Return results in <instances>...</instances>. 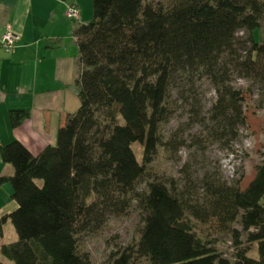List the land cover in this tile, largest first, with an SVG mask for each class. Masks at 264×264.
Returning a JSON list of instances; mask_svg holds the SVG:
<instances>
[{
    "label": "trees",
    "instance_id": "16d2710c",
    "mask_svg": "<svg viewBox=\"0 0 264 264\" xmlns=\"http://www.w3.org/2000/svg\"><path fill=\"white\" fill-rule=\"evenodd\" d=\"M92 2V19L74 29L80 73L73 87L80 109L60 128L57 144L38 156L18 141L1 147L3 161L15 173L1 177L0 185H12L19 207L0 220L1 233L9 219L18 236L0 252L15 264H91L79 251L78 227L96 212L97 195L107 197L114 212L123 210V198L136 190L157 152L178 74L205 70L218 80L223 55L235 58L239 50L237 33L253 34L264 17V0H169L165 6L145 0ZM249 44L241 46L244 55L235 61V71L264 84V41L251 36ZM217 91V108L226 97L244 100V93L231 87ZM235 116L233 122L241 113ZM29 117V111L9 112L12 128ZM134 143L143 146V164ZM139 196L146 212L140 241L112 264H131L133 256L149 264H264V165L246 189L213 187L203 205L187 203L162 182H151ZM187 213L224 225L240 219L247 241L257 243L258 257L245 250L235 261L225 257L196 235ZM240 235L235 232L236 242Z\"/></svg>",
    "mask_w": 264,
    "mask_h": 264
},
{
    "label": "rangeland",
    "instance_id": "374dc122",
    "mask_svg": "<svg viewBox=\"0 0 264 264\" xmlns=\"http://www.w3.org/2000/svg\"><path fill=\"white\" fill-rule=\"evenodd\" d=\"M145 2L169 4V0ZM251 36L257 42L264 41V17L253 34L237 33L239 50L235 58L223 55L224 61L216 68L222 74L217 73L219 81L206 75L205 70L178 74L171 85L167 101L171 115L160 127L157 152L145 165L136 190L123 198V210L114 212L111 201L97 195L96 212L78 227L79 251L91 264H112L118 255L138 245L146 219L139 195L148 191L151 182L164 183L187 203L203 205L213 187L244 190L253 181L258 166L264 165V84L241 78L234 68L239 55H244L241 46L248 47ZM222 86L242 91L244 100L234 103L226 97L217 108V90ZM237 113L241 118L233 122ZM100 119L103 121V116ZM133 149L143 164V146L134 143ZM186 217L198 237L232 261L240 250L249 257H258L257 243L247 241L240 219L224 225L216 218L203 221L189 213ZM236 231L241 233L237 242ZM131 264L149 263L133 256Z\"/></svg>",
    "mask_w": 264,
    "mask_h": 264
},
{
    "label": "crops",
    "instance_id": "0c3cea01",
    "mask_svg": "<svg viewBox=\"0 0 264 264\" xmlns=\"http://www.w3.org/2000/svg\"><path fill=\"white\" fill-rule=\"evenodd\" d=\"M80 9V21L71 20L67 8ZM93 15L92 0H0V39L11 24L18 37L7 52L0 44V178L15 173L5 163L1 147L18 141L33 156L57 144V135L69 117L81 107L74 83L79 76L80 52L74 29L87 24ZM29 111L30 117L12 128L9 112ZM19 205L10 183L0 185V220ZM18 241L8 219L0 232V249ZM0 252V261L7 264Z\"/></svg>",
    "mask_w": 264,
    "mask_h": 264
},
{
    "label": "built area",
    "instance_id": "2783aa9c",
    "mask_svg": "<svg viewBox=\"0 0 264 264\" xmlns=\"http://www.w3.org/2000/svg\"><path fill=\"white\" fill-rule=\"evenodd\" d=\"M66 14L73 21L79 22L81 19L80 9L75 4L68 6ZM17 39L18 37L11 31V24L7 23L5 33L0 39L1 47L10 52L15 47Z\"/></svg>",
    "mask_w": 264,
    "mask_h": 264
}]
</instances>
